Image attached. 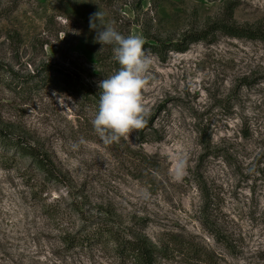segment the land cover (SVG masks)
Listing matches in <instances>:
<instances>
[{
    "label": "rangeland",
    "instance_id": "374dc122",
    "mask_svg": "<svg viewBox=\"0 0 264 264\" xmlns=\"http://www.w3.org/2000/svg\"><path fill=\"white\" fill-rule=\"evenodd\" d=\"M137 4L0 0V129L45 152L58 176L0 148V264H136L96 235L106 229L146 237L153 264H264V42L215 32L167 47L229 17L264 22V0ZM96 12L161 52L144 47L147 124L112 143L93 128L91 92L121 66L94 40Z\"/></svg>",
    "mask_w": 264,
    "mask_h": 264
},
{
    "label": "clouds",
    "instance_id": "9594fccd",
    "mask_svg": "<svg viewBox=\"0 0 264 264\" xmlns=\"http://www.w3.org/2000/svg\"><path fill=\"white\" fill-rule=\"evenodd\" d=\"M89 27L95 30V42L113 46V59L121 66L98 81V110L92 120L95 132L105 143H112L147 123L141 91L146 84L145 74L150 62L141 36L122 35L115 27L105 24L98 12L90 17Z\"/></svg>",
    "mask_w": 264,
    "mask_h": 264
},
{
    "label": "trees",
    "instance_id": "16d2710c",
    "mask_svg": "<svg viewBox=\"0 0 264 264\" xmlns=\"http://www.w3.org/2000/svg\"><path fill=\"white\" fill-rule=\"evenodd\" d=\"M140 1L138 0V7L140 6ZM215 32H222L229 36L246 38L249 40H259L264 42V22L258 21L255 24L248 25H237L231 21L229 17L228 20L213 22L206 28L186 33L180 41L169 42L168 46L171 51L184 52L189 46L198 41H206L209 34H212L214 37ZM163 43L162 46H164ZM151 47V49L161 55L160 48L157 45L144 44V47ZM64 84L74 85L69 79H65ZM94 99L99 102L98 92H91ZM147 124V123H146ZM0 148H5L7 151L13 150L15 154L23 155L29 157L33 164L36 165L40 170L45 172L49 178L58 179L56 171L53 169L52 161L45 152L39 150L35 145L29 144L26 140L20 136H14L11 133H8L5 130L0 129ZM3 163L0 161V164ZM198 188L201 192L202 197V211H201V221L202 224L209 229L212 233H215L209 219L207 218V211L209 205L211 204L210 195L208 194L205 184L201 177L194 176ZM100 238L110 237L117 244V251L123 255L132 258L136 264H153L155 263V258L158 254V249L151 241L146 237H140L139 239H128L123 240L119 239L116 236L115 232L112 230L106 229L97 231L96 235Z\"/></svg>",
    "mask_w": 264,
    "mask_h": 264
}]
</instances>
